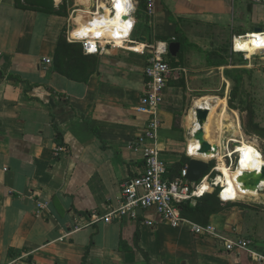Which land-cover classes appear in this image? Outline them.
I'll return each instance as SVG.
<instances>
[{"label":"crops","instance_id":"1","mask_svg":"<svg viewBox=\"0 0 264 264\" xmlns=\"http://www.w3.org/2000/svg\"><path fill=\"white\" fill-rule=\"evenodd\" d=\"M130 3L124 23L110 26L114 0H67L64 14L0 0V264L24 252L28 264H264L246 251L227 250L218 238L161 222L154 210L141 211L137 220L94 217L117 209L123 183L144 170L134 142L149 119L137 109L149 52L139 50L153 32L146 3ZM156 7L157 38L181 43L177 56L169 55L172 71L158 111V145L171 176L177 164L187 167L198 156L196 108L207 106L210 117L218 107L219 115L226 99L228 111L233 81L225 70L242 66L220 54H243L235 48L243 36L253 43L247 57L264 51V1L157 0ZM76 30L101 38L104 48L86 53L81 42L69 40ZM61 37L95 56L87 81L56 70ZM230 136L222 154L227 166L236 149ZM56 144L66 146L64 155H55ZM219 197L247 198H224L222 191ZM249 216L235 208L212 214L209 223L264 251V236L247 233L256 232Z\"/></svg>","mask_w":264,"mask_h":264},{"label":"built area","instance_id":"2","mask_svg":"<svg viewBox=\"0 0 264 264\" xmlns=\"http://www.w3.org/2000/svg\"><path fill=\"white\" fill-rule=\"evenodd\" d=\"M156 6L157 0H146V15L152 27L153 40L139 50L140 52H145L147 49L149 52L148 62L145 67L144 94L137 108L139 112L147 114L149 119L142 134L134 142L142 151L144 170L140 175L123 183L122 201L117 209L111 210L104 216L98 215L94 217L103 219L105 222H111L116 217H127L137 220L140 216V211L154 210L158 215V220L161 222L168 223L173 227H186L197 235L213 236L222 240L227 250L246 251L255 259L264 261V251L258 250L252 239H230L213 224H200L185 218L182 214L181 204L184 201L193 202L204 195L197 192L203 182L206 181L213 187H219L220 191L222 190L223 187L221 185L215 184V178L221 173L219 170L220 161L217 156L210 158L209 170L199 182H192L188 179L187 167H184L175 178L171 179L169 177V165L163 158L158 145V135L162 125L158 111L164 101L165 89L168 86L172 66L169 61V41L159 39L156 36ZM77 33L75 36L69 37V40L81 42L86 53H97L104 48L101 44V38L83 36L84 34H79V31ZM243 55L248 58L245 52H243ZM45 62L48 64L52 60L46 58ZM66 151L67 148L64 144L55 145V155H64ZM232 152L233 154L237 153L234 149ZM228 156L231 158L230 154ZM44 205L40 203L39 208L42 209ZM144 222L154 225L156 221L146 218ZM29 255V252L21 253L12 258L7 264H28Z\"/></svg>","mask_w":264,"mask_h":264},{"label":"bare ground","instance_id":"3","mask_svg":"<svg viewBox=\"0 0 264 264\" xmlns=\"http://www.w3.org/2000/svg\"><path fill=\"white\" fill-rule=\"evenodd\" d=\"M114 8V15L110 16V18L106 20V24H109L110 26H118L124 23L122 16L124 14H127L130 10V0H114ZM252 46V40L249 36H243L241 38L237 37V40L235 41V48L239 51H244L241 49L253 48ZM223 103L224 104L219 115L215 114L218 110V107H215L213 114L207 119V121L203 122V127L206 130V138L211 143H213L214 146L217 147V149H213L212 153L209 156L211 157L217 155L220 159L219 169L222 172L215 178V184H219L223 187L221 190L222 195L224 198L228 199L237 196L244 189H248L249 191L251 190V192L258 194V191L262 189V187H264V178L261 179L259 187L251 186L250 183L260 178L262 168L264 166V155L260 150L257 141L255 139H248L246 137L240 127V119L237 123L238 120L236 117L238 116V113H234L236 115L234 121L227 111L226 99ZM225 120L228 122L227 124L230 125L227 127L233 130V133L230 136V140H235V142H239V144H237L235 147V152H238L237 160L238 162H240L239 169L234 168L233 166H227L223 161L222 154L228 151L227 140L225 141V143H223L222 137L220 138L221 142L216 140V126L220 122H223L225 125ZM194 128L195 129L193 130V134L200 128V124L197 122ZM193 145L197 148L193 149V151L198 152V150L201 148L202 141L195 140L193 142ZM231 154H233V152ZM212 190H214L213 186L205 181L199 186L197 192L198 194L202 195L207 192H211Z\"/></svg>","mask_w":264,"mask_h":264},{"label":"rangeland","instance_id":"4","mask_svg":"<svg viewBox=\"0 0 264 264\" xmlns=\"http://www.w3.org/2000/svg\"><path fill=\"white\" fill-rule=\"evenodd\" d=\"M247 27V25H246ZM256 26H253L252 28H247L249 30L253 29L255 30ZM253 44V43H252ZM253 47V46H252ZM245 52H250L252 48L248 49H241ZM221 58H226L228 62L237 65L242 66V69L244 71V81L240 87V92L238 95V98L236 100L235 108L228 106V112L231 115V118L235 121V111L238 113L237 123L240 119V127L246 137L249 139H255L259 145L260 150L262 151L264 155V137L259 136L257 134H252L248 130V116L250 110H253L255 113V121L259 123L261 126L264 127V51H261L260 53H254L252 56L245 58V56L241 53H228L226 50L223 54H220ZM214 57V55H213ZM215 58V57H214ZM220 57L217 56V59ZM220 58V59H221ZM217 85V84H215ZM233 85L231 86V88ZM230 88V89H231ZM221 93L223 94L225 87L222 86ZM224 89V90H223ZM189 114V112H188ZM234 115V116H233ZM226 121V120H225ZM228 123L227 121L225 122ZM233 133V130L226 126L224 128V123L220 122L216 126L215 134H216V140L220 141V138H223L224 140H227V137L230 136V134ZM222 153V150H221ZM231 154V151H230ZM231 158H229L230 165H232L234 168L239 169L240 162L237 160L238 154H231ZM225 159V158H224ZM213 162V161H212ZM214 190L208 193H215L220 191L219 187L214 186ZM259 193L256 194L254 192L249 191L248 189L242 190L237 196L233 198H238L239 196H246L247 198L244 199H237L232 201H221V210H231L235 208H239V210H243L249 212L250 221L253 225H255L253 228H256V232H251V230H248V234L255 237H262L264 236V187L258 191ZM204 194V195H205ZM251 194V195H249ZM219 211V212H220ZM263 231V232H262ZM258 234V236H257Z\"/></svg>","mask_w":264,"mask_h":264},{"label":"trees","instance_id":"5","mask_svg":"<svg viewBox=\"0 0 264 264\" xmlns=\"http://www.w3.org/2000/svg\"><path fill=\"white\" fill-rule=\"evenodd\" d=\"M146 3V0H141V4ZM16 3L23 8L40 9L53 13H66V3L57 6L55 0H16ZM179 40H182V38ZM217 65L225 64L226 61H219ZM96 59L92 54H84L80 43H69L64 37H61L56 53H55V67L56 70L69 77L87 81L89 76L95 70ZM244 71L240 68L226 69L225 73L233 81V87L231 88L229 103L230 106L235 108V102L238 98L240 87L244 81ZM248 130L252 134H257L264 137V127L255 121V113L250 110L248 116ZM188 161L185 158L184 161ZM183 161V162H184ZM183 168V164H177L173 170L174 175H169L171 179L178 176ZM169 172H171L169 170ZM170 174V173H169ZM251 195V194H249ZM221 199L219 193H208L199 198L195 203L191 201H184L181 204L182 214L185 218L192 220L200 224H208L209 218L212 214L218 213L221 210ZM137 235V239H138Z\"/></svg>","mask_w":264,"mask_h":264},{"label":"water","instance_id":"6","mask_svg":"<svg viewBox=\"0 0 264 264\" xmlns=\"http://www.w3.org/2000/svg\"><path fill=\"white\" fill-rule=\"evenodd\" d=\"M127 18L128 16L125 15L124 19ZM256 30L257 32L258 31L260 32L261 28H257ZM180 47H181L180 42L172 41L169 43V50L172 56H177ZM195 114H196L197 122L200 124V128L193 135L195 140L202 141V145L201 148L198 150V152H193V154H197L198 156H194L193 158L190 159L189 164L187 166V177L192 182H199L204 178L206 172L209 170L210 167L209 159L213 157V156L210 157L209 155L212 153L213 149H217V147L214 146V144L211 143L206 138V130L203 127V122L207 121L209 117L210 108H208L207 106H200L196 108ZM237 144H239V142L233 141V147H235ZM262 178H264V166L262 168V173L260 178L256 179L254 182H251L250 183L251 186L259 187Z\"/></svg>","mask_w":264,"mask_h":264}]
</instances>
